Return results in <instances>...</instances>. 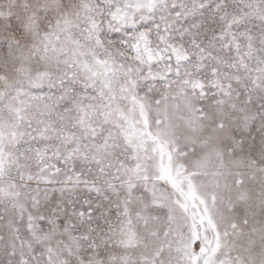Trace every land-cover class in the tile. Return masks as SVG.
<instances>
[{
	"label": "snow or ice",
	"instance_id": "6c2138e0",
	"mask_svg": "<svg viewBox=\"0 0 264 264\" xmlns=\"http://www.w3.org/2000/svg\"><path fill=\"white\" fill-rule=\"evenodd\" d=\"M0 264H264V0H0Z\"/></svg>",
	"mask_w": 264,
	"mask_h": 264
}]
</instances>
